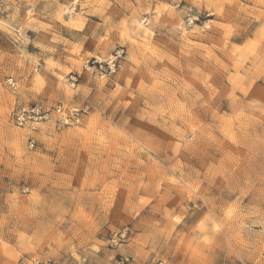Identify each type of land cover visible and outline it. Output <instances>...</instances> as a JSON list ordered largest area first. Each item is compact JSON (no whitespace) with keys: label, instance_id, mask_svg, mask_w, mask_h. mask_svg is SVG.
<instances>
[{"label":"rangeland","instance_id":"rangeland-1","mask_svg":"<svg viewBox=\"0 0 264 264\" xmlns=\"http://www.w3.org/2000/svg\"><path fill=\"white\" fill-rule=\"evenodd\" d=\"M33 259L264 264V0H0V264Z\"/></svg>","mask_w":264,"mask_h":264},{"label":"built area","instance_id":"built-area-1","mask_svg":"<svg viewBox=\"0 0 264 264\" xmlns=\"http://www.w3.org/2000/svg\"><path fill=\"white\" fill-rule=\"evenodd\" d=\"M49 110L43 108L39 103H35L25 109L19 110L14 114L15 124L19 127L33 128L35 124L41 121H49L52 119ZM28 264H55L51 259H33ZM160 264H164L163 261Z\"/></svg>","mask_w":264,"mask_h":264}]
</instances>
